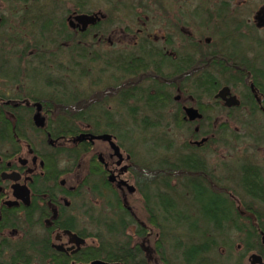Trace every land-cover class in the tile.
Masks as SVG:
<instances>
[{
  "label": "flooded vegetation",
  "instance_id": "1",
  "mask_svg": "<svg viewBox=\"0 0 264 264\" xmlns=\"http://www.w3.org/2000/svg\"><path fill=\"white\" fill-rule=\"evenodd\" d=\"M0 6L4 31L7 19H16L23 27L19 38L33 40L31 48L10 50L3 35L0 48V264L105 262L89 259L90 248L98 247L90 237L101 230L97 223H105L114 205L139 224L127 201L135 194L146 210L140 191L150 180L141 169L145 162L115 137L120 157L109 143L89 137L80 143L76 135L57 131L62 117L53 90L57 40H66L72 54L85 58L90 104H107L113 97L120 108L134 104L114 115L149 118L156 115L155 107L139 113L136 106L150 105L158 96L171 127L180 118L195 127L183 151L205 161L208 173L196 177L204 176L209 189L225 193L240 215L262 212L256 224L264 228V0H0ZM64 9L61 31L57 21ZM80 16H93L95 22L85 27ZM39 57L49 66L30 65ZM90 57L101 64L105 57L117 63L127 58L131 64L91 66ZM204 68L213 76L204 82L213 86L210 92L199 83ZM187 108L201 119L189 121ZM38 118L44 127L37 125ZM81 133L104 134L89 126ZM241 166L256 179L247 190L237 181ZM243 201L253 205L241 208ZM262 248L257 256L264 263L263 243Z\"/></svg>",
  "mask_w": 264,
  "mask_h": 264
},
{
  "label": "trees",
  "instance_id": "2",
  "mask_svg": "<svg viewBox=\"0 0 264 264\" xmlns=\"http://www.w3.org/2000/svg\"><path fill=\"white\" fill-rule=\"evenodd\" d=\"M60 28L64 31L65 26L60 25ZM64 42L58 40L57 46L58 50L59 47L67 50V62L57 63L53 58V64L57 69L53 90H56L58 108L62 113V117L57 121L59 134L78 137L89 126L96 132L111 134L121 147L122 141L127 140L129 133L132 132V127L139 131L138 135L152 137L150 142H143L146 147L143 153L137 149V160L145 162L141 169L146 171L144 175L150 179L142 184L140 191L145 200L149 221L156 229L154 252L160 262L162 264H224V262L234 264L224 258L220 251L221 245L233 248L230 237L234 234L240 236L246 253L262 252L260 240L264 236V228L257 227L255 217L251 220L240 215L236 203L225 193L209 189L204 176L196 177L198 172L208 173V167L195 153H185L183 146L177 144L178 138L175 135L179 130L177 125L173 128L157 115V111L163 110V105L157 99L158 96H152L154 102L145 105L147 112H150L149 108L153 110L155 107L156 115L153 117L144 120L145 117L130 119L128 115H121L124 118L115 120L111 117L113 111L109 110L110 106L105 104L104 106L108 107L106 109L102 105L88 102L83 80L85 58L72 54L68 47L61 46ZM44 59L45 57L40 60L33 59L30 65L49 66L50 62ZM88 59L91 66L131 64L130 59L126 61L127 58L117 63L113 58L105 57L101 58L104 59L102 64L97 57ZM202 61L205 64L209 63L208 58L205 57ZM2 63L3 57L0 54V64ZM109 69L111 68L106 70L112 71ZM199 80L202 91L210 92L213 89L211 84H204L213 81L209 68L201 71ZM192 89L196 90V88ZM87 106L91 110L86 113ZM97 107L101 108L97 109ZM185 147L190 146L185 145ZM146 162L152 164L147 165ZM248 168L241 166L237 175L239 177L237 181L245 190L247 183H254L256 180L253 175L248 174ZM248 192L252 193L249 186ZM248 202H240V207L253 205L252 203L248 205ZM111 213L112 215H106L104 224L97 223L98 229L101 230L90 234V237L97 240L98 247L90 248L89 259L104 260L108 264H149L150 255L147 254L143 244L135 243V239L139 238L142 242L151 235V232L141 224H137L131 214L122 211L121 208L118 210L113 205Z\"/></svg>",
  "mask_w": 264,
  "mask_h": 264
},
{
  "label": "rangeland",
  "instance_id": "3",
  "mask_svg": "<svg viewBox=\"0 0 264 264\" xmlns=\"http://www.w3.org/2000/svg\"><path fill=\"white\" fill-rule=\"evenodd\" d=\"M255 2H257V0H255ZM204 10H210V9L204 8ZM10 11L12 12V16H16V13H15L16 10L14 8L11 9ZM3 14H4V8L2 6H0V18H2V19H3ZM5 16H7L6 10H5ZM65 16H66V10L65 9L59 10V14H58L59 20L57 21L58 26L60 25V23L64 22L63 20L65 19L64 18ZM224 21H226V20H224ZM3 23L4 22L0 21V48L2 47V41H3L2 39L4 38L3 35H5V49H10V50H12V49H18L19 50L20 49L21 50L23 48H31V46L33 45V40H30V38H27V37L19 38V37L23 36V32H22L23 27L20 23H18V21L16 19H12V18L7 19V21L5 22V31H4V28L2 27ZM213 31H214V28H212V30L210 32L207 31L205 37H209L210 33ZM3 32H5V33H3ZM65 43L66 42L61 43V46H62V44H63V46H66ZM25 46H27V47H25ZM66 53H68V52H67V50H65V48L59 47L55 61L57 60V63L58 62H63V63L65 62L66 63L67 62L66 58L68 56V54H66ZM94 78L95 77H93L92 79H94ZM174 95H176V92L174 93ZM184 95H185V97H189V93L184 92ZM112 98L113 97H109L105 101V103H107L106 105L110 106L109 110L113 111V113L111 112V117H113L115 120H119V118H124V116H121V114H118L117 116L114 115V111H117V112L124 111V110L128 109L129 106H133L134 104H131V105L128 104L126 106L124 105V107L120 108V107H118L117 104L115 105L112 103V100H111ZM109 101L111 103H108ZM189 101H186L185 103H187ZM183 103H184V101H183ZM96 105H92V106H96ZM99 105H102V107L106 106L105 104H99ZM136 107H138L139 113H141L143 111L142 109L145 108V106L143 104L136 106ZM78 108L79 107H77V109ZM99 108H101V107H97V109H99ZM105 108L108 109V107H105ZM164 112L165 111H163V110L161 112H159L158 117H161L162 119H164V117H165ZM171 115H172V113H171ZM139 118H137V119H139ZM145 119H148V118H144V120ZM174 120L175 119L172 117L169 119L170 122H174ZM177 121L179 124L177 126V128H179V131H177L175 134L178 138L177 144L182 145L184 147L185 145H188L189 142H191L194 139L191 137V133L193 132L195 127L188 128L186 126V124L184 125L182 118L178 119ZM138 134H139V131H137V129L132 127V132L129 133L128 139L123 140L122 144H121L122 148L127 149L129 152L131 151V153L134 154L135 156H137L138 150L142 153L144 152V148H146V147L143 144V142H145V141L150 142L151 138H152V137L147 136V135H144V137H142L141 135H138ZM136 148L138 150H136ZM209 148H211V146ZM99 150L104 151V148H99ZM105 151H107V149H105ZM107 153H108V151H107ZM127 201H128V205L133 209L134 214H135L134 216L137 219V221L139 222V224H141L142 226L144 225V227H148V229L151 230V232H152L151 236L148 237L147 239L145 238V240L144 241L142 240V242L139 241V238H136L135 243L143 244L144 248L150 249V261H149L150 263L149 264H162L159 260L158 255L154 252L155 248H156L155 241L157 238L156 229L154 228L152 223L149 221L148 214L144 208V204L141 201V198L139 197L138 194H135V195L129 196ZM250 203H252V202H248V205H251ZM260 214H262V212ZM260 214H256V213L253 214L255 217V221L260 219ZM244 217L249 218L251 220H254V217H248V216H244ZM262 218H263V216H262ZM230 239L232 240L233 248L230 249L229 247L221 245L220 251H221V254L224 256V258H226L227 260L228 259L231 260L234 264H239V263L240 264H251V262H252L251 258L253 256H257L260 254L259 251H253V252L246 253L244 251L243 242L240 240L239 235L234 234L232 237H230ZM92 241H93V239L91 240L90 244H94ZM260 242H262L264 244V239L260 240ZM168 253H170V252H168ZM228 256H229V258H228ZM224 264H227V262H224ZM229 264H232V263H229ZM255 264H257V263H255Z\"/></svg>",
  "mask_w": 264,
  "mask_h": 264
},
{
  "label": "water",
  "instance_id": "4",
  "mask_svg": "<svg viewBox=\"0 0 264 264\" xmlns=\"http://www.w3.org/2000/svg\"><path fill=\"white\" fill-rule=\"evenodd\" d=\"M78 22L83 24L85 27L89 24H93L95 22V18L93 16H80L77 18ZM186 117L187 119H189V121L191 122H194L196 121L197 119H201V115L199 114V112L193 108H187L186 109ZM37 121V125L40 127H44V120L42 119H36ZM91 136V137H90ZM87 137H89V140L90 141H93V140H100V141H104V142H107L110 144V146L114 149L115 151V154L117 156L120 157V153H119V147L116 145L113 137L109 134H103L101 136H98V137H94L92 135H89V134H83L81 135L80 137L77 138V141L78 142H84L86 141ZM130 191L133 192L134 191V188L131 187L130 188ZM264 239V238H263ZM255 263H259V264H264L262 262V258L261 257H258V256H253V264ZM93 264H108V263H105L103 261H96L94 262Z\"/></svg>",
  "mask_w": 264,
  "mask_h": 264
}]
</instances>
